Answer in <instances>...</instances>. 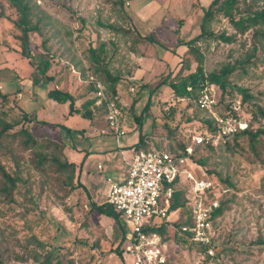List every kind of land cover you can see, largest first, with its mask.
<instances>
[{"label":"rangeland","instance_id":"rangeland-1","mask_svg":"<svg viewBox=\"0 0 264 264\" xmlns=\"http://www.w3.org/2000/svg\"><path fill=\"white\" fill-rule=\"evenodd\" d=\"M116 1L40 0L41 4L33 7L31 19L34 22L39 17L41 33H32L31 39L37 45L44 39L47 41L45 47L53 54L50 57L52 69L61 75L60 80L68 76L72 68L76 70L77 74H73L78 75L81 82L75 76L67 77L69 87L65 85V88L80 98L76 102L79 107L90 96L87 80L93 72L88 68V47L110 40L118 44L119 50L114 55L110 44H106L105 50L111 55L108 67L120 78L119 96L127 103L122 112L129 121L126 126L138 127L120 139L121 148L129 150L130 146H125L129 140L135 141L133 144L140 142L145 149L177 151L179 144H191L192 137L200 133L209 111L195 103L196 91L191 98H176L167 85H162L151 92L149 108L142 112L150 91L169 70L163 63L152 64L145 59L143 64L149 63V67L145 71L137 69V56L130 53L132 44L124 36L116 35L108 25H125L123 13L135 15L137 22H132L133 26L142 36L155 35L158 43L152 45L160 56L165 53L163 43L169 41L170 47L177 45L176 55L168 61L171 67L182 55L183 45H178L179 41L200 32L202 8L211 0H132L130 6L126 3L129 0H123L122 6ZM250 3L253 10L264 9V0H245L236 12L245 10ZM126 6L129 7L125 10ZM18 17L8 0H0V121L11 123L21 119L22 111L31 118L34 114L36 118L23 122V126L36 140V145L25 147L20 135L0 138V163L11 176L17 177L13 200H5L0 195V264H34L46 259L48 264H125L129 258L123 259L113 249L121 232L131 230L129 222L121 217L119 223H114L112 218L89 209L91 201L97 204L105 201L108 154L92 155L83 170L79 163V181L88 185L92 196L82 188L69 190L68 172L56 170L51 157L79 161L80 152L76 147L88 149L92 142L81 137L78 131L67 132L58 123L80 129L85 127L87 119L79 114L68 115L67 103H57L56 109L51 108L46 113L48 117L41 114L46 106L30 96L31 93L37 96L41 91L32 87L31 65L21 57L19 41L15 38L20 32L14 24ZM159 25H168L170 30L160 29L155 34ZM207 28L233 35L234 39L231 43L200 39L196 45L201 61L185 52L179 75L188 80L187 75L197 73L199 65L202 68L199 74L205 75L204 87L212 88L218 99L222 92L217 83L207 80L210 74L224 81L226 89L236 98L235 105L242 99L239 88L251 96L244 102L240 115L247 117L245 110H249L251 104L264 109V36L256 32L264 33V26L256 25L245 33H238L219 15ZM254 48L255 56L245 62ZM32 52L41 53L40 49ZM181 61L171 70L172 74H177ZM227 69L231 71L223 75ZM18 93L24 94L22 99ZM134 116H141L140 124ZM20 127L15 126L9 132ZM140 133L143 141L139 139ZM108 142L111 152L119 150L114 138L109 137ZM52 143L64 147L65 158L61 149ZM239 143V146L230 143L229 148L217 146L213 150L207 146L195 147L193 159L188 162V168L197 177L211 178L218 183L214 197L222 202L224 209L213 222L215 246L220 247L217 256L208 257L195 245L176 240L174 223L184 219L186 211L182 208L169 212L164 219L170 224L164 240L168 264H264V133L253 142L241 139ZM85 151H81L83 156ZM41 157L47 160L41 161ZM198 159L203 164H199ZM97 162L103 165L100 171L96 168Z\"/></svg>","mask_w":264,"mask_h":264},{"label":"trees","instance_id":"trees-1","mask_svg":"<svg viewBox=\"0 0 264 264\" xmlns=\"http://www.w3.org/2000/svg\"><path fill=\"white\" fill-rule=\"evenodd\" d=\"M10 4L17 10L19 17L16 21H14V24L18 27L20 30L19 34L15 37L19 41V53L22 58L26 59V61L31 65L32 71H31V80L33 85H37L40 82L48 83L52 81L56 75V73L53 71V63L52 59H50L53 54H49V51L46 48L47 41L44 39L40 42V44H36L31 39L32 33H41V28L39 25V17L36 21H32L31 17L33 16V7L40 5L35 0H8ZM118 5L122 6L124 4L123 0H117L116 1ZM241 2H245V0H211L207 7H203V14L201 17L200 22V32L198 35H196L193 38H190L188 40H182L179 41L178 45H185L186 46V53H191L197 58V61L200 62L202 59V55L197 48V43L200 39H206L211 38L215 40H220L224 43H231L234 39L233 35H227L226 33L222 31H212L207 28V24L216 19L219 15H223L227 21L232 25V27L238 32V33H245L247 32L251 27L256 25H262L264 26V9H257L253 10L251 3L247 5L246 9L239 12L236 10L239 8V4ZM33 4V5H32ZM123 20L125 21V25L122 26H116L113 24L108 25L110 29L116 35H122L125 39H128L130 44H132V47L130 51L137 53H141L140 46H145L147 44H153L158 43L157 39L155 38V35L153 33H150L146 36L140 35L135 27L132 24V21L128 17L126 13H123ZM257 33L264 36L263 31H256ZM128 43V42H127ZM106 44H110L112 47L113 55L116 53L118 49V44L114 43V41L110 40L107 43L105 41H102L98 44L97 47L94 45H91L88 47V60L89 65L88 68H90L93 72V74H90L96 78H98L106 87V90L111 95H117V84L120 81V78L118 74L113 73L108 67L109 61L111 59V55L108 56L107 51L105 50L107 48ZM137 46V47H136ZM58 48V47H57ZM56 48V50H57ZM34 49H40L41 53L34 54L32 51ZM66 52V50L64 51ZM256 48H254L253 53H251L246 59L245 62H248L251 60V57L255 56ZM185 59H182L180 68L177 71V74H172V71H167L160 79L157 81V83L154 85L152 90L150 91L148 95V100L146 105L143 108L142 112H145L149 108V99L151 97V92L155 91L157 88H159L162 85H167L173 92V95L176 98H191L193 97V92L195 93V103L198 106L197 100L200 94V91L204 88L203 86H194L191 89L188 88V83L190 80L195 78L196 76L200 75L199 73H202L201 66H197V73L188 74V80L186 78L181 77L179 75L182 70V64ZM231 69H227L226 71H223V75H225L226 72H230ZM87 80L88 88H89V94L88 96L81 104V107L77 106L76 102L80 99L78 96H76L74 93H71L67 90H64L59 87H51L47 89L46 91V97L49 99L54 100L57 103H67L68 105V115L72 114H79L81 117L92 120L96 113L104 112V102L99 99V97L96 94V90L94 88V85L91 81H89V77ZM207 80L210 82L217 83L221 89V96L218 99V103L215 106L214 110L209 111L208 117L203 119V127L200 130V133L204 131H209L212 133H217L220 130V125L216 120L217 116L222 117H236L237 115H240L242 107L244 106V102L249 99L251 96L246 93L244 89H238L241 93L242 99L239 102L238 105H235L236 98L233 96L231 91L226 89L224 81L220 80V77L217 75H208ZM1 86V85H0ZM4 95L3 98L6 99ZM84 96V95H83ZM85 97V96H84ZM120 110H123V106L119 104ZM249 110H245L247 113V119H249V124L246 129L239 130L235 134L231 136H225L222 141H219L218 143L212 144V143H202L198 146H207L208 149L213 150L214 147L217 146H226L229 148L232 144V146H239L241 139H248L251 142L255 141L260 134L264 133V109L258 105L251 104L249 105ZM244 111H242L243 113ZM22 116L21 119H18L14 122H6V121H0V138L4 135L11 134L12 136L20 135L22 137V142L25 147L28 145H36V140L33 138L31 133L26 129L25 126H23V122L28 120H34L36 117L34 114L33 117H30V114L27 112H21ZM242 116V115H240ZM244 117V116H242ZM34 118V119H33ZM137 123L140 124V118L141 116H134ZM21 125V127L15 131L10 133L9 130H11L13 127ZM140 126V125H139ZM63 129H65L67 132H72L73 129L61 125ZM199 134V133H198ZM141 141L144 140V137L140 133ZM231 143V144H230ZM54 144L58 149H61L62 155L64 147L59 144ZM189 145L188 142L184 144H179L177 146L178 150H168L170 154L174 156H180L184 155L186 153V147ZM137 149H142L143 151H148L150 149H145L143 144H140V142H137L134 146ZM195 147L192 151V154L190 155V160L193 159ZM65 158V156H64ZM41 161L47 160L46 157H41ZM52 162L55 164V169L58 171L68 172L67 175V184H69V190H75L76 188H82L85 190L86 188L80 183L79 177H78V170L80 169V165L76 164L72 161H69L68 159H59L58 156H52L51 157ZM199 164H203L202 160H197ZM210 181H215L211 178H206ZM17 177L11 176L3 167V165L0 163V195L4 197L5 200L12 201V192L16 186ZM224 182L227 184H231L229 181L224 179ZM218 183H215L213 189L209 190L207 193V198H215V186ZM173 188V194L170 201L169 206V212H173L176 210H180L182 208H185V216L184 219L181 222L174 223V234L176 235V240L179 242H189L185 238L186 234H180V227L184 224H189L191 221V195L188 191L189 185L188 183L183 180L181 177H176L174 182L171 184ZM90 210H96L98 213L103 214L107 217H110L114 220V223H119V220L121 218V212L117 211L113 205L107 203L106 201H103L100 204H97L95 202L90 203ZM224 205L222 202L218 201V206L213 210L212 214V225L213 222L221 216L223 213ZM169 223L167 221H161L158 223L157 226H148V229L150 231L157 232L163 236V240L166 239L165 232L167 230V227H169ZM124 232H121L120 239L116 242V245L113 249V252L116 254H119L122 256L121 251V244L124 240ZM215 234L213 236V247H214V253L213 255H207L215 257L218 254V250L220 247L215 246ZM192 244V243H191ZM200 252L203 251V248L197 247ZM57 249V248H56ZM123 258V257H122ZM48 260H44L42 262H37L34 264H48ZM126 264V263H125ZM168 264V262L166 263Z\"/></svg>","mask_w":264,"mask_h":264},{"label":"built area","instance_id":"built-area-1","mask_svg":"<svg viewBox=\"0 0 264 264\" xmlns=\"http://www.w3.org/2000/svg\"><path fill=\"white\" fill-rule=\"evenodd\" d=\"M37 3L41 4L40 0ZM96 94L104 102V113L107 127L102 133H113L116 136L124 133L119 126L118 117L121 113L117 95H111L105 85L90 75ZM133 90V88H131ZM211 88L204 87L199 94L198 106L212 111L218 103V97ZM220 125L217 133L204 131L192 137L186 147V153L174 156L167 151L150 149L135 151L129 162L127 175L123 181H112L105 201L121 212L131 230L124 234L121 244L123 259L126 264H166L168 254L163 236L150 231L148 226H157L164 221L169 213L173 194L171 184L176 177H181L189 185L191 195V221L180 227V234L196 247L203 248L201 253L213 255V210L218 206L216 198H207L209 190L215 183L206 178L197 177L189 168L188 162L195 146L202 143H218L225 136H231L239 130L246 129L249 119L236 117H216ZM157 219V220H156Z\"/></svg>","mask_w":264,"mask_h":264},{"label":"crops","instance_id":"crops-1","mask_svg":"<svg viewBox=\"0 0 264 264\" xmlns=\"http://www.w3.org/2000/svg\"><path fill=\"white\" fill-rule=\"evenodd\" d=\"M131 1L132 0L126 1V3L130 6L131 3H132ZM167 5H168V2H167ZM129 6H126L125 10ZM129 17H131V20H132L133 23L137 22V17L135 15H129ZM167 26H165V27L162 26V25L157 26L156 30H155V34L160 32L161 30H163L164 32H168L170 30V27H167ZM172 32H174V31H172ZM172 35H171V37L173 38L174 35L173 36ZM168 42L169 41H167V43H163L164 44V48L163 49L165 50V53L163 55H161V56L158 54V52L156 51L154 45H152V44H147L145 46H140V50H141L142 54H140L139 52L134 53V52L130 51V53H132L133 55L136 54V56H137V58L135 59L136 62L138 63V65H139V67L137 69L145 71L146 68L149 67V66H147L149 63L147 65L143 64L144 61H142V60L145 59V60H148L149 62H152V64L163 63V64L166 65L167 69L169 71H171L183 59L184 53L186 51V46H184V45L181 46L182 55L178 56L179 58L176 61L177 62L176 65H173V66L169 67L171 63H169L168 61L170 59H172V57H174V55H176L175 54L176 53L175 49H176L177 45L174 46V47H170ZM170 50H172V51H170ZM174 50H175V52H174ZM73 73L77 74L76 70L74 68H72V71L68 72V76H66L62 80L59 79L61 77V75L60 74H56L54 79L52 81L48 82V83L40 82L37 85H32V87L37 88L38 91H41V93H37L38 94L37 96H36V94H32V93L30 94V96L35 101L40 99L41 105L42 106L43 105L46 106L45 108L43 107L42 110H41V112H42L41 114L44 115V117L47 116L46 113L49 112L51 108L56 109V107L58 106L57 102H55L54 100L49 99V98L46 97L47 89L55 86V87H59V88H62L64 90H67V91H69L71 93H74L70 89H66L65 88V85H66L67 88L69 87V85H68V80L69 79H67V77L75 76L79 80V82H81V78L78 75L77 76L74 75ZM135 74H136V72H134L132 74L131 78H134ZM142 81L145 82L144 80H142ZM31 83H32V81H31ZM31 83H30V86H31ZM119 85L120 84H117V91H118V86ZM23 91H24V89H23ZM18 94H19L20 98L22 99L24 94H22V93H18ZM117 96L119 98V101L121 102L120 103L121 106L125 107L127 105V103L124 102V99H121L122 97L119 96V91H118ZM122 112H123V110H121V113H120V115L118 117V121H119V126H120L121 129H123L124 133L122 135H119V136H116L113 133H109V132L108 133H102L101 132V130H103V129H105L107 127V121H106V118H105V113H103L100 117L95 116L92 120H87V123L85 124V127L80 128V129H75V128L71 127V126H67L65 124L58 123L60 125V127H61V125H64V126H67V127L71 128V129H73L72 132L73 131H75V132L78 131L81 134V137H84V138H86L87 141L90 140L92 142L91 146L88 149L85 148V147L84 148H80V145L77 146L76 149H75L78 152H80L79 156L77 157L79 159V161H72V162H74L76 164H79L81 162L82 163L81 164V169L82 170H83L84 165H87L88 159L92 155H99L98 152H103V153L107 152L108 157H109V158H107L108 159L107 161H108V170L109 171L106 174L107 187L105 189V198H106V194H107L110 182H112V181H123L125 179V177L127 175V170H128V167H129V162L132 159L133 153L135 151H139V150L143 151L142 149H137V148L134 147L136 145V144H133L135 141L134 142H130L129 140H127V143L125 144V146L129 145L130 149L129 150H125V149L121 148L120 139L123 138L124 136H126L127 132H129V130H131L132 128H134V130L135 129L137 130V128H138L137 126H135V127L132 126L131 128L127 127L126 124L129 123V121H126V119H125V117H124ZM70 116H73V114L70 115ZM101 118L103 119L102 121L100 120ZM46 120H48V119H46ZM109 137L115 139L116 148L119 149V150H117L119 153L117 151L111 152L112 151V146L108 142V138ZM130 143H132V145H130ZM85 149H86L85 155L83 156V153L81 151H83ZM69 161H71V160L69 159ZM96 168L100 171V170L103 169V165L100 162H97ZM81 184L86 188L87 192L89 193L90 189L88 188V185H85L83 182ZM92 198H95V197H92Z\"/></svg>","mask_w":264,"mask_h":264},{"label":"water","instance_id":"water-1","mask_svg":"<svg viewBox=\"0 0 264 264\" xmlns=\"http://www.w3.org/2000/svg\"><path fill=\"white\" fill-rule=\"evenodd\" d=\"M204 79H205L204 74H200V75L196 76L195 78L190 80V82L188 83V88L191 89L194 86H199V87L203 86Z\"/></svg>","mask_w":264,"mask_h":264}]
</instances>
